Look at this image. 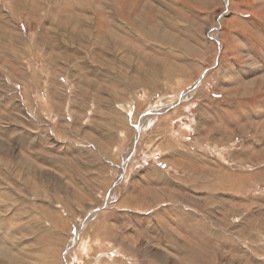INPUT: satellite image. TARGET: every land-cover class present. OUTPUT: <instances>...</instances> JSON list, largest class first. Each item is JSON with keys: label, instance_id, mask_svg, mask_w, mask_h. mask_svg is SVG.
Wrapping results in <instances>:
<instances>
[{"label": "rangeland", "instance_id": "1", "mask_svg": "<svg viewBox=\"0 0 264 264\" xmlns=\"http://www.w3.org/2000/svg\"><path fill=\"white\" fill-rule=\"evenodd\" d=\"M39 3L51 5L37 3L41 16L74 13L55 19L74 27L61 34L71 73L41 82L25 117L0 83V264H39L33 240L56 250L53 264H264V0ZM28 14L10 16L26 29ZM161 70L163 89H143ZM130 75L134 93L114 80ZM217 81L229 112L217 144L169 133L163 115H189ZM49 201L63 231L49 227Z\"/></svg>", "mask_w": 264, "mask_h": 264}, {"label": "crops", "instance_id": "2", "mask_svg": "<svg viewBox=\"0 0 264 264\" xmlns=\"http://www.w3.org/2000/svg\"><path fill=\"white\" fill-rule=\"evenodd\" d=\"M0 1L3 2V5L2 3H0V9H2L0 10V83L5 82L6 85L7 83H9L10 90L13 91L12 92V94L14 95L13 98H15L16 101L15 104L17 107L18 114L25 117V113H26L25 111H28L29 108L31 107L30 106L31 104L27 100H32V101L37 100L36 96L38 95V93L35 94V90L37 88H40L41 82L48 81L53 83L60 80L61 78L58 79L57 77L58 70L61 73L67 72V75L71 73L70 72L71 70L64 67L65 63L63 60L67 59L63 56L66 50L65 48L66 43H64L66 39H63L62 37L64 35L61 34L72 33L70 32V30L71 28L74 27L72 25V21L57 23L55 22V19L57 17L67 18L69 16H74V13L70 12V14L67 17H65L60 14L58 15L46 11V16L44 14L41 16L39 15L41 10L39 11L36 8L37 3H38L37 7L42 6L43 10H48L47 6H51L49 4L42 5V3H39L41 0H39V2L36 0H25L23 3L25 8L23 10H20V7L17 6L18 7L17 10H15L14 12H9L8 2L10 3L12 2V0H5V1L0 0ZM11 7L14 8L13 6ZM49 9L50 11H52L53 7H50ZM25 10L29 12L27 19L28 24L26 23L27 26L25 25L26 29L22 28V26L19 25V23L18 24L15 23L14 18L10 16L13 15L17 17V20L19 21L18 18L20 16V12L24 14V12L25 13L27 12ZM79 18L83 19L82 17ZM114 52L116 51L114 50ZM149 66L151 69V64H149ZM62 68L65 69L62 70ZM150 69L147 70L148 73ZM135 72L138 71L136 70ZM140 72H142L143 76L147 73L146 71L143 70H140ZM153 73L151 77L157 76L155 75L157 74L156 71H154ZM163 73H164V77H163ZM160 75L161 77H158L160 79L159 84L156 83L152 84V81L150 79L151 84L148 83L150 87L148 86L143 87L139 82L142 79L137 80L132 75H130L129 81L123 80V82H121L120 78H116L114 80L118 82L117 86L120 88L123 87V85L128 86V90L125 89L126 93L130 91L134 93L133 90L135 89V87L136 88L143 87V89L146 88L148 90H152L153 92H155L154 94L156 95L157 92L159 91V88L163 89L162 82L169 80L167 77L168 73L166 72V70H161ZM177 77H179L178 79L182 78L181 76H177ZM11 81L14 82V84L12 83L10 84ZM227 82H228V77H227ZM219 83H221V81H217V83L214 85V90L202 91V93L198 97L199 101L196 99V101L192 102V104H190L191 106L188 107L189 115L187 114L186 111H185L186 114L185 115L183 114L184 110L181 113V111L178 109L176 111L174 110L171 111L170 113L163 115V118L166 121H168L167 128L169 133L171 131L173 134V131H175V133H178L180 134V136H183L182 131L194 132V133L196 132L195 134L193 133L194 137L196 136V134L197 135L200 134L201 136H205L204 138H207L209 140L208 142L209 144H217L216 142L218 138L217 133L222 134V132L219 131L220 130L219 128H217L218 121H216L217 120L216 116H218L219 118H224L223 123L226 125V127H228L227 116L229 113L228 105L222 103L225 97L228 98V88L224 87L222 90H219L218 89ZM116 94L120 95V91ZM48 95L51 98L53 96V90L50 91ZM2 96L3 98H5L6 94ZM220 96H222L221 97L222 99L216 100L219 99ZM8 99L9 97L5 101L6 107L9 106ZM23 119L24 118H22L21 116H17L18 121L22 120L21 123H18L17 126H21V128L24 129ZM188 120L190 124L187 123ZM148 124L150 125L151 122H149ZM149 125L147 126V128H151V126ZM6 128L9 129V127ZM0 130H2V125H0ZM208 131L211 134L212 133L213 134L212 135L209 134L207 137ZM223 137L225 141L220 142V145L224 147H228V131H224ZM181 138L183 137H178V135H176V141L177 140L181 141ZM201 139L202 138H199V142H200L199 144H202L204 142H205L204 144L207 143V141L202 142ZM211 141L214 143H211ZM225 151L227 153L228 149L226 148ZM48 175L49 177H54V178L57 177V175L55 177L53 173H49L47 174V176ZM44 176H46V174ZM66 177L67 176H64V181H68V179L65 180ZM48 203L50 204L49 207L53 209L54 212H52L49 215V217L47 216V221H50V224L47 223V226L49 224V227L53 226L55 227V229H61L63 231L65 227L68 226V224L70 223L68 219L64 218L65 216H67V214L59 210L62 209V207L55 206V204H51L52 201H49ZM64 207L65 209L63 208V210H66L67 206L64 205ZM62 214H64L65 216H63ZM16 216H17L16 219H19L21 213H17ZM36 217L37 215L33 213L34 219L32 218L31 220H35ZM102 223L105 224L103 221ZM103 224L102 226H104ZM47 226L45 225V227ZM40 230H41L40 226H38V230L37 227H33V234L35 232L38 233V231L40 232ZM102 232L104 231L101 230V233ZM101 233L93 234V239L100 241V237L101 238L103 237ZM34 241L35 240H33V243L36 248L34 247L35 249L32 252L31 257L34 256L35 261H37L39 264H53L52 260L54 261L58 260V254L56 253V250L54 248H52L51 246L46 247L45 243L34 242ZM36 243H40V244H38L37 246ZM52 254H54V256ZM56 264L58 263L56 262Z\"/></svg>", "mask_w": 264, "mask_h": 264}, {"label": "bare ground", "instance_id": "3", "mask_svg": "<svg viewBox=\"0 0 264 264\" xmlns=\"http://www.w3.org/2000/svg\"><path fill=\"white\" fill-rule=\"evenodd\" d=\"M143 27V26H142ZM160 36V35H159ZM120 40H121V38H120ZM154 71V70H153ZM150 81V80H149ZM139 84V83H138ZM151 84V83H150ZM49 92V91H48ZM33 169V168H32Z\"/></svg>", "mask_w": 264, "mask_h": 264}]
</instances>
